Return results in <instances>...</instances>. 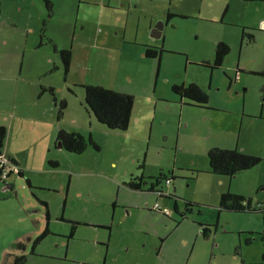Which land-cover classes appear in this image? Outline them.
<instances>
[{
	"label": "rangeland",
	"instance_id": "1",
	"mask_svg": "<svg viewBox=\"0 0 264 264\" xmlns=\"http://www.w3.org/2000/svg\"><path fill=\"white\" fill-rule=\"evenodd\" d=\"M50 1L53 6L51 15L45 9L43 0H0V124H5L8 132L10 118L14 113L21 112L41 119L26 122V127H30L25 128V132L14 127L9 140L12 150L17 145L23 147L22 150L18 149V159L25 177L16 172L8 177L7 182L13 185V192L2 190L0 185V264H8V260L12 262L21 253L27 256L25 264L45 262L37 255H30L32 244L46 226L68 235L72 224L67 221L122 224L120 239L124 236L140 237V240H132L131 243L125 241L116 247L119 250L117 264H128L131 250L138 255L146 246L144 250L147 255L154 254L161 243L160 231L172 229L173 221L177 223L180 220V215L173 208L174 200L180 211L185 200L196 204L187 215V222L181 223L186 229H194L198 222L216 224V230L209 240L200 242L198 256L189 260L190 264L199 260V256V264H209L211 260L212 264H262L264 208L253 213L224 211L219 215L218 191L221 188L214 182L219 177L205 170L208 169L207 150L213 147L232 144L236 147L234 149L261 157L262 162L248 173L252 176L248 190L253 204L264 207V120L260 116L262 114L264 117V100L260 92L264 77L250 74L264 71V36L259 35V39L256 36V44L252 42L248 48V42L244 43L240 59L236 51L238 45L235 44L222 68L212 70L202 65L205 63L202 61L213 62L214 45L209 42L213 37L216 39L217 26L214 27V36H207L203 33L205 24L193 16H175L167 21L164 15L158 21L169 26L164 28L161 38L154 39L141 33L134 45H112L108 52L103 49L104 45L100 42L103 37L100 35L96 44L91 46L93 53H78L79 63L71 65L64 76L62 62L53 45L58 50H71L70 43L76 44L79 38L84 37L83 34H89L81 30L89 14L100 11L101 7L93 6L96 0ZM210 1H214L211 6L216 7V11L223 5L216 0ZM128 2L136 5V10L130 16L122 15V19H129L131 33L145 10L157 13L162 5L153 8L149 0ZM167 5H171L170 1H167ZM193 5L192 1L185 9L173 6L171 12L178 10L189 13ZM235 8L239 10L236 6L231 7V11H237ZM247 10V5L240 9L244 13ZM103 11L108 12L106 9ZM119 24L115 22L114 26L118 27ZM42 34L44 36L41 38ZM148 40L164 46L160 70L157 59L144 57V43H149ZM40 42L42 45L38 47ZM73 49L72 53L77 52ZM83 57H87L86 60ZM22 65V74L18 75ZM175 83H201L200 87L211 98L210 106L225 110L215 107L209 111L181 104L182 98L171 89ZM84 85H100L131 94L135 104L129 128L124 131L109 130L88 114L84 104ZM41 86H54L57 102L54 95L42 93ZM37 88L38 95L35 94ZM62 99L67 101V108L58 122L55 103ZM46 106L48 109L55 106L56 110L53 109L52 116L44 121ZM255 115L260 117L255 118ZM75 119L77 124H74ZM49 120L52 121L50 127ZM60 124L71 132L76 128L81 129L87 141L92 134L90 138L98 148L88 143L84 152L76 154L67 151L61 143L50 142L43 149V137L47 139L48 133ZM16 133L21 135L16 136ZM53 162L57 164L56 168L50 165ZM159 174H172L173 182L163 192L172 193L176 198L159 199L156 193L146 189H128L127 182L133 177L142 176L146 182L144 187L149 188V179ZM28 176L39 180L46 188H28L25 180ZM44 199L52 201L48 209L52 219L46 217V208L40 204V200ZM126 208H131L128 218L123 213ZM167 210L171 213L168 215L171 219L164 220L162 214H167ZM116 231L114 228L113 239ZM103 232H100L101 235ZM133 241L137 244L135 248ZM19 242L25 249L16 246ZM77 244L89 246L87 238ZM124 248H129V252L126 253ZM100 249L101 254H97V249L85 254V260H89L86 262H101L105 253L103 246ZM18 251L19 254H15ZM41 252H44L42 247ZM156 263H160V260H156Z\"/></svg>",
	"mask_w": 264,
	"mask_h": 264
},
{
	"label": "crops",
	"instance_id": "2",
	"mask_svg": "<svg viewBox=\"0 0 264 264\" xmlns=\"http://www.w3.org/2000/svg\"><path fill=\"white\" fill-rule=\"evenodd\" d=\"M167 1H170V3H171L170 6L167 5ZM182 1L183 0H165V1L161 0L159 2H156L155 0H149V4H151L153 8H158L162 3L160 10L157 11V13L154 11H151L149 9L145 10L143 16L138 20L137 25H135L134 31H132V33H131L130 28L128 26L129 19L128 18H126L125 20L122 19V15L126 14L127 16H130V14L133 13V10H136L135 9L136 5L133 6L131 4V2H128V0H120V1L119 0H99V1L96 0V1H94L93 6H96L97 8L101 7V9H99L100 11H98V12H95L93 14H89V17L87 19V23L85 24V27L81 29L83 31V33L87 31L89 34L86 36H85V34H83L84 37L79 38L78 43H76V44L73 42L70 43L71 44L70 49L72 50L73 45L75 44V47L73 50H77V52H75V53H72L73 51L70 50L71 51L70 52V59H71L70 60V67H71V65H77L79 63V61H77L78 60L77 59L78 53H82L84 51L89 52L88 55L93 53L94 49L91 46L96 44L100 35L103 37L100 41L104 45L103 49H106V51H108V52L110 51L112 45H114L115 47H118L119 45H131V44L134 45V43H136L138 40L137 38H138L139 34L146 33L147 35L150 36L152 34V30H153L154 26L156 25V22L159 19H161V17L164 15L167 18L168 14L172 15L171 18H173L175 16L176 17L178 16V18H185V17L189 18V17L193 16L199 22L205 24V27L203 28V33L207 36H209L210 34L211 35L213 34V36H214V27L217 26V27H215V30H216L218 35H217L216 39H214V37H213L211 42H209L212 46L214 45V51H215L216 46L222 42L223 44H226L229 47V52H228V55H229L233 51V47H235L234 45L237 44L238 49H236V51L238 53L239 59L242 57L241 48H242L244 43L248 42L247 43V48H248L250 43L253 42V44H256L257 37L259 39L260 36H264V0H231V1L216 0L219 4L220 3L223 4V5H221V8H219L218 11H216V7L211 6V2L213 3L214 1L192 0L194 2V5L192 7L191 12L187 13L184 11L176 10L172 13L171 8L173 6L175 8L185 9L187 7V5L192 2V1L191 2L183 1V6H182ZM141 2H142V0H139V3H141ZM251 4L253 6H250ZM246 5L248 7V10L245 13H244V11H240L241 7L244 8ZM125 6L127 9L126 12L124 11ZM236 6H238V8H239V10L235 8L238 12L237 11L232 12L231 7H236ZM103 9L108 10V12H104ZM235 14L237 15V18H235ZM169 20H167V21H169ZM115 22H119L120 24H123V23H125V24H123L122 26L119 24L118 27H115L114 26ZM159 22L160 21H158V23ZM167 26H169V25L166 24L163 26V28L161 30V35L159 37H156V38H154L152 36H150V37L154 38V39L161 38L162 35L164 36V28H166ZM148 41H149V43L148 42L144 43L146 45L145 49H146V47L164 48V46H162V45L155 44L154 40L153 41L148 40ZM40 46L41 45H38V47H40ZM62 49H68V48H62ZM163 53L161 55H163ZM24 55H25V53H24ZM144 55H145V50H144ZM161 55H160V57H161ZM86 58L83 57V60H86ZM153 59L158 60V70H160L161 59L160 58H153ZM22 67H23V65L20 66V70H19L18 75L22 74ZM70 67H69V70H70ZM55 68H56V65H55ZM158 70H157V74H158ZM261 73L262 72H257V73H254V72L251 73L250 72L251 75H255L258 77L261 76L260 75ZM36 76H37V73H36ZM261 77H263V76H261ZM263 84H264V82H263ZM198 85L202 86L201 83H199ZM43 88H46V89L53 88L55 91L54 86H48V87L43 86ZM262 88H263V85H262ZM203 90H205V89H203ZM116 92L123 93L121 91H116ZM260 92H261V94H263L261 89H260ZM35 94L38 95V88L36 89ZM24 96L26 97L25 93H24ZM262 99L264 100L263 96H262ZM210 101H211V98L209 96V102ZM164 102L169 103L168 101H164ZM209 102H208V106H207V107H209V111L216 109L215 107H217L220 110H225V109L220 108L219 106H210ZM14 103H15V101H14ZM134 104H135V102H134ZM186 105H190V104H186ZM33 107H34V105L32 106V108ZM191 107H196V106L192 105ZM16 108H17V106H16ZM197 108H205V107H197ZM53 109L56 110V107L51 106L50 109H48L47 106L44 107V110H45L44 111L45 117L43 118L44 121L47 119V117L52 116L51 112L53 111ZM32 111L33 110L28 111V113H31ZM47 112H49L48 116H47ZM215 112H217V111H215ZM133 114H134V106H133ZM133 114H132V116H133ZM255 116H256L255 118H259L261 116V120L262 121L264 120L263 119L264 117L262 114L260 116L259 115H255ZM32 120L35 121V120H41V119L28 116V115H26V113H22V112L19 114L14 113V115H12V117L10 118V125H9L10 130L7 132L6 144L4 141V146H3L2 151L5 154L8 153L7 155L10 157V159L14 160L18 164L19 167H20V165H19V159H18V149L22 150L23 147L20 145H17L12 150L10 145H9V140H10V137L12 135V130L14 127H17L19 129V131L25 132V130L30 127V125H28L26 127V122H30ZM6 121H8V120H6ZM73 121H74V124L78 123L77 119H75ZM15 123L18 125L15 126ZM131 123H132V117H131ZM48 124H49V127L52 126V121L49 120ZM0 125H3L6 127L5 124H0ZM6 129H7V127H6ZM60 129H63V130L70 132V133H72V132L80 133L84 136V134L81 132V129L76 128L75 130H73L71 132L70 129H66L65 127H63L60 124L58 127H55L53 132L48 133L47 139L45 137H43L44 138L43 149H45V145L48 146L50 144V142L51 143L55 142V144L57 143L56 142L57 141V133ZM221 134H219V135L221 136ZM19 135H21V134L16 133V136H19ZM90 137H93V135L91 134ZM219 148H221V149L233 148L234 149L236 147H234V145L231 144V145H227L225 147H219ZM243 152H246V151H243ZM246 153H248V152H246ZM251 155H253V154H251ZM50 165L53 166L54 168L57 167V164L54 162H53V164L50 163ZM249 171H251V169ZM249 171L246 170V171L241 173V174L247 173L245 177H239V175H241V174H239L235 177H230V178L219 177L218 178L219 180H214L216 186L221 188V190L218 191L219 198H220V195L226 191H230L233 194L242 195V196H246L247 198L248 197L250 198V193H249L250 190H248V189H249V186H251V184H252V176L248 175ZM205 172L209 173V167H208V169L205 170ZM22 173L25 177V173L24 172H22ZM215 176H217V175H215ZM30 178H31V176H28L27 179L29 180V183L31 184L30 186H32V188H30V187H28V188H30V189H34V188L44 189V188H46V187H43L41 183H39V180L35 181L34 179H32V178L30 179ZM234 178H236L235 180L237 183H235V181L233 180ZM165 189H163V191ZM13 190H14V187H13ZM168 194H169V192H168ZM78 195L80 196V193H78ZM41 201L46 202V204L48 205V208L50 209L52 201L50 202L49 200H46V199L40 200V202ZM218 202H219V199H218ZM162 217L164 218V220L167 219L164 216H162ZM50 218L52 219L51 215H50ZM93 225H95V224H93ZM96 225H97V227H91L90 229L83 228L82 225H80L79 228L78 229L76 228L77 230L74 231V234H73L74 239H70L68 242L66 240H64L63 237H61V236H57V237L54 236L53 234H56V233L62 234L63 232H58L50 226L49 231L52 233L48 234V236L39 245L36 246L35 254L32 256L36 257V255H37V256H39L37 258L45 260V262H40L41 264H56L57 262H68L66 260H69L70 258H72L73 253H75L73 256V259L78 258L77 257L78 254L85 256V254L87 255L88 253H93V251L95 249H97V254H99L100 252H102L100 249L101 246H103V245H101V242H102L101 238H104V235L103 234L101 235V233H100L101 228H98V227H100V225H105V224H97L96 223ZM85 229L88 231H86ZM120 229H122V228H120ZM42 230H43V228H42ZM71 231H72V229H71ZM113 232H114V228H113V231L110 232V234L108 235V237H109L108 242L110 244V247L116 246L113 244V241H116L118 243V245L120 244V246H121V245H123V243L125 241L128 243H131L132 240H140V237H134V236H132L130 238H127L126 236H124L123 238L120 239L119 232H118V234L115 235V239H113ZM198 233H199L198 226H196L194 229H186V227H183L181 225L177 230H175L173 232L170 231V228L169 229L168 228L163 229L162 234L160 235V238L162 240L163 239L164 240H163V244H161L162 249H161V252L159 253V256H157L156 259L151 258L150 255L146 254V251L144 250L146 248V246H144L142 248V250H140L138 252L136 259L130 261L128 264H171V263L172 264H190L189 260H192V258L194 256H195V258H197V256H198V252L200 250V242L202 243V242H205L206 240H209V237L208 238H201V236L198 237L197 236ZM83 236H85L87 238V241L89 243V246H87V247L77 244L78 241L84 240L82 238ZM51 237L54 239L51 240L52 239ZM75 238H78V239L76 240ZM132 244H133V248L137 247V244L135 241H133ZM41 247L44 248V252H41ZM116 247L114 249L110 248L109 250H108L109 247H107L105 249L106 253H105V256L103 259L104 260L107 259L106 264H116L118 262L119 250H117ZM39 248H40V251H37ZM64 248H65V252H64ZM24 249H25V247H24ZM75 251H77V252H75ZM109 251H111L110 254H109ZM124 251H126V253L129 252V248H127V249L124 248ZM131 252H132V250H131ZM213 252L214 251H212V253ZM15 254H19V251ZM99 257H100V255H99ZM156 260H160V263H156ZM199 260H200V256H199ZM199 260L195 261V263H193V264H199ZM85 261H89V260H85ZM7 262H10V260H8ZM52 262H54V263H52ZM212 262H213V260H211V262L209 264H212ZM85 263H87V264H99L100 262L95 261V263H91V262H85Z\"/></svg>",
	"mask_w": 264,
	"mask_h": 264
},
{
	"label": "trees",
	"instance_id": "3",
	"mask_svg": "<svg viewBox=\"0 0 264 264\" xmlns=\"http://www.w3.org/2000/svg\"><path fill=\"white\" fill-rule=\"evenodd\" d=\"M43 2L46 6L45 9L51 15L53 7L51 1L43 0ZM171 17L172 15L168 14L167 20H169ZM43 36L44 35L42 34L40 37L42 38ZM39 45H42V42H40ZM53 47L56 52L58 51L59 58L63 65V73L64 76H66L70 67L71 51L69 49L58 50L55 45H53ZM163 52L164 51L162 48L146 47L144 56L147 57V59L160 58V55ZM215 52L216 57L213 61V67H219L222 63L223 58L228 55L229 47L221 42L216 46ZM260 75L264 77V72ZM41 89L42 93L49 92L50 94L54 95V101L57 102L53 88L46 89L41 86ZM83 89L85 92L84 104L88 114H91L93 117H95L98 122H100V124L106 126L109 130L124 131L129 128L131 123V117L133 114V106L135 99L133 96H131V94L119 93L112 89L103 88L100 85H84ZM171 89L180 98H186L187 100H189L190 104H192L193 106L205 107L206 109H209V107H207L209 102V96L206 91L203 90L198 84H174L171 86ZM261 90L263 92L264 97V84ZM55 104L58 107V111H56V119L59 122L64 116V112L67 108V101L65 99H62L60 102ZM6 138L7 129L5 126L0 125V155L3 154L4 157L8 160V169H6L8 170V174L6 178H0V185L2 187V190L9 189L10 192H13V185H10L7 182L8 177H10L13 172H15L13 171L14 168H16V173L19 176L23 177V173L21 172V169L19 168L18 164L14 160H11L10 157H7L2 151ZM56 142H60L62 147L65 148L67 151H70V153L76 154L84 152V150L87 148L88 143L94 148H98V146L92 141L90 136L87 141L85 136H83L82 134L75 132L70 133L63 129H60L58 131ZM207 157L209 173L212 175H217L218 177L227 178L235 177L246 170L249 171L250 169L257 166L259 163H261L263 160L261 157L248 154L238 149H221L219 147L210 148L207 151ZM3 170H5V168L1 169V172ZM171 175L159 174L157 176L152 177L150 180H154L155 183L163 182L165 188H167L172 184L174 179V177ZM25 180L27 186L32 188V186H30L31 184L29 183V180L27 178H25ZM144 182L145 181L143 180V177L140 176L135 179H130V181L127 182V186L129 189L134 191H144ZM156 188L158 187L152 186V188L150 187L146 190L152 191ZM156 194L159 199L171 197L174 198L173 196H171V193H164L163 188L160 189V192L157 191ZM185 201L186 203L184 205V212L182 213L183 217H185L186 214H190L193 211L194 205H196L192 201ZM40 204H42V206H44L45 208L47 207L46 202L41 201ZM156 204L157 203H155L154 205L156 206ZM174 204V207H176L177 201L174 200ZM156 207H158V204ZM263 208L264 207H257V205H254L252 199L249 197L247 198L246 196L237 195L233 194L230 191H226L220 195L219 206L217 207V210L218 214L220 215V213L224 211L231 213H253L256 211H262ZM48 215L49 213L47 212V218ZM199 226H201V236L203 238H208V236H210L212 232L210 229L211 227L208 225H201V223H199ZM48 234L49 228L46 226V229L43 230V232L38 236V238L35 239L34 244H32L31 250L29 252L30 255L35 254L36 246L39 245ZM262 241L264 245V237L262 238ZM16 246L21 250L24 249V246L21 242L16 244ZM26 259L27 256L21 253L15 256L12 262H9L8 264H25ZM262 261L264 262V252L262 253Z\"/></svg>",
	"mask_w": 264,
	"mask_h": 264
},
{
	"label": "flooded vegetation",
	"instance_id": "4",
	"mask_svg": "<svg viewBox=\"0 0 264 264\" xmlns=\"http://www.w3.org/2000/svg\"><path fill=\"white\" fill-rule=\"evenodd\" d=\"M216 57V52H215V55H214V57H213V61H214V58ZM227 57V56H226ZM226 57H224L223 58V60H222V63H221V65L219 66V67H213V62H211V63H207L206 61H202V62H205V63H203L202 65H204V66H206L207 68H211L212 70H214V69H218V68H222V66H223V64H224V60H225V58ZM241 70H239V72H240ZM182 104H190V102H189V100H187L186 98H182V100L180 101ZM191 106H192V104H190ZM58 143H60V142H58ZM16 172V171H15ZM14 173V172H13ZM12 173V174H13ZM11 174V175H12ZM10 175V176H11ZM138 177H140V176H138ZM135 178H137V177H133V178H131V179H135ZM151 179V178H150ZM149 179V182H150V187L152 188V186H157L158 188H156V189H154V190H152V191H148V192H152V193H156L157 191L158 192H160V189H165V185H164V183L163 182H159V183H155V181L154 180H150ZM144 180V179H143ZM130 181V180H129ZM145 184H146V182H144ZM144 184V185H145ZM143 185V186H144ZM149 187V188H150ZM67 188H68V186H67ZM148 187H144L143 189L145 190V189H147ZM148 188V189H149ZM129 189V188H128ZM131 190V189H130ZM132 191H134V190H132ZM142 191V190H141ZM147 191V190H146ZM171 196H173L174 198H176L174 195H172V193H171ZM113 208H115V205H113ZM122 208H125V207H122ZM174 208V211L178 214V215H180V220H178V222L177 223H175L173 220V223H174V227L171 229L170 228V231L171 232H173V231H175V230H177L180 226H181V223H183L184 221H186L187 222V214H186V216L185 217H183L182 216V213L184 212V206H183V210L182 211H180V210H178L176 207H173ZM49 208H48V205H47V207H46V215H47V212L49 213V215H48V219H51L50 218V215H52L51 213H50V211L48 210ZM131 208H129V209H125V211H123V213H124V215L126 216V218H128V217H130V215H131V210H130ZM150 210V209H149ZM157 209H154L153 211L154 212H157L156 211ZM151 211V210H150ZM167 214H162V216H164V217H166V218H168V219H171V218H169L168 217V215H170L171 213H169V211L167 210V212H166ZM63 221H65L64 219H62ZM67 222H69V223H71L72 224V231L68 234V235H66L65 236V234H53L54 236H61V237H63V239L64 240H66L67 242L70 240V239H74V231H76L78 228H79V226L80 225H82V227L83 228H87V229H90L91 227H97V225L95 224V225H93V224H90V223H85V222H82V221H73V222H71V221H67ZM199 223H201V222H198V223H196L197 224V226H198V228H199V233H198V237H200L202 234H201V226H199ZM78 225V226H77ZM201 225H208V226H210L211 228V235L210 236H212V234L215 232V230H216V224L215 225H211V224H201ZM77 226V227H76ZM48 228L50 227V226H47ZM123 227V225L121 224V225H116V224H109V225H100V227H98V228H101V231H104L103 232V235H104V238H101L102 240V242H101V245H103V247H104V253H106L105 252V249L107 248V247H109L108 248V250L111 248V249H114L116 246H118V244H117V242L116 241H113V244L114 245H116L115 247H110V244H109V242H108V239H109V237H108V235L110 234V232H112L113 231V228H116V234H118V232H120V228H122ZM125 227H127V225H125ZM77 228V229H76ZM128 228V227H127ZM46 229V228H45ZM50 230V229H49ZM130 230V229H129ZM163 230V229H162ZM162 230L160 231V232H162ZM100 231V232H101ZM130 232H132L131 230H130ZM52 232H50L49 231V234H51ZM48 236V235H47ZM46 236V237H47ZM73 236V237H72ZM210 236H208V237H210ZM45 237V238H46ZM44 238V239H45ZM84 240L86 239V237L85 236H83L82 237ZM201 238H203L202 236H201ZM263 238V237H262ZM43 239V240H44ZM76 240L78 239V238H75ZM164 240V239H163ZM163 240L161 239L160 240V245H159V248L157 249V250H155V253L153 254V252L152 253H150L149 255H150V257L151 258H157V256H159V253L161 252V249H162V245L161 244H163ZM261 241H262V239H261ZM263 242V241H262ZM248 243V242H247ZM64 252H65V248H64ZM75 252H77V251H75ZM214 253V252H213ZM74 254L75 253H73V256H74ZM118 254V253H117ZM147 254V253H146ZM73 256H72V258H70L69 260H66V261H68V262H70V263H72V264H84L86 261L84 260L85 258L81 255V254H78L77 255V257L78 258H75V259H73ZM136 257H137V255H135L133 252H131L130 254H129V256H128V262L127 263H129L130 261H132V260H134V259H136ZM104 258V257H103ZM80 260V261H79ZM65 261V260H64ZM106 261H107V259L106 260H104V259H102V261L99 263V264H106ZM81 262H83V263H81ZM211 262V261H210ZM117 264V263H116ZM262 264H264V262L262 261Z\"/></svg>",
	"mask_w": 264,
	"mask_h": 264
},
{
	"label": "built area",
	"instance_id": "5",
	"mask_svg": "<svg viewBox=\"0 0 264 264\" xmlns=\"http://www.w3.org/2000/svg\"><path fill=\"white\" fill-rule=\"evenodd\" d=\"M3 168H5V170H3L1 172V169H3ZM6 169H8V160L2 154V155H0V172L2 173V174L0 173L1 179L6 178V176L8 174V170H6ZM13 171H16V168H14Z\"/></svg>",
	"mask_w": 264,
	"mask_h": 264
},
{
	"label": "water",
	"instance_id": "6",
	"mask_svg": "<svg viewBox=\"0 0 264 264\" xmlns=\"http://www.w3.org/2000/svg\"><path fill=\"white\" fill-rule=\"evenodd\" d=\"M163 26H164L163 22H159L158 24H156L152 30L151 36L154 38L159 37L161 35V30Z\"/></svg>",
	"mask_w": 264,
	"mask_h": 264
}]
</instances>
